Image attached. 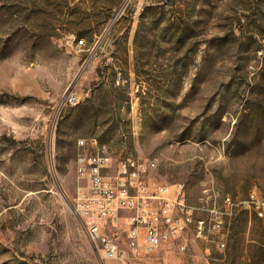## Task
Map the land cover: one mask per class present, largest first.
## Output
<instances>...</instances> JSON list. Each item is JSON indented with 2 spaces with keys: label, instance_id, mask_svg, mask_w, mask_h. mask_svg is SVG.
Listing matches in <instances>:
<instances>
[{
  "label": "rangeland",
  "instance_id": "1",
  "mask_svg": "<svg viewBox=\"0 0 264 264\" xmlns=\"http://www.w3.org/2000/svg\"><path fill=\"white\" fill-rule=\"evenodd\" d=\"M262 106L264 0H0V264H119L74 209L79 138L156 161L195 206L264 195ZM228 231L132 264H257L264 218Z\"/></svg>",
  "mask_w": 264,
  "mask_h": 264
},
{
  "label": "built area",
  "instance_id": "2",
  "mask_svg": "<svg viewBox=\"0 0 264 264\" xmlns=\"http://www.w3.org/2000/svg\"><path fill=\"white\" fill-rule=\"evenodd\" d=\"M83 100L74 91L66 97L69 106ZM76 168L81 185L74 197L75 212L96 249L119 264H132L168 247L187 252L191 238L213 241L218 235L217 245L225 250L232 216L246 211L264 218V195L257 188L247 199L227 194L221 206L210 195L202 206H195L184 184L154 182L156 161L119 160L96 137L77 139Z\"/></svg>",
  "mask_w": 264,
  "mask_h": 264
},
{
  "label": "trees",
  "instance_id": "3",
  "mask_svg": "<svg viewBox=\"0 0 264 264\" xmlns=\"http://www.w3.org/2000/svg\"><path fill=\"white\" fill-rule=\"evenodd\" d=\"M199 75H197V78H198ZM85 105L84 104H81V108L84 107ZM264 108L263 106L262 107H255L253 110V114H259L261 112V110ZM247 106H243V109H242V113H241V116L239 118H242L244 116H246L248 113H247ZM264 110V109H263ZM222 114V113H221ZM89 117L92 119V122H93V125L94 127H98L99 126V119H98V116L97 115H89ZM100 140V139H99ZM101 141V140H100ZM102 142V141H101ZM104 143V142H102ZM106 144V143H104ZM257 243V244H256ZM255 243V247L257 249H259V257L256 258L257 259V264H264V244L262 243V245H259L261 243L259 242H256Z\"/></svg>",
  "mask_w": 264,
  "mask_h": 264
}]
</instances>
